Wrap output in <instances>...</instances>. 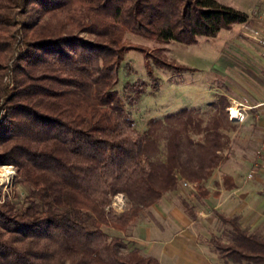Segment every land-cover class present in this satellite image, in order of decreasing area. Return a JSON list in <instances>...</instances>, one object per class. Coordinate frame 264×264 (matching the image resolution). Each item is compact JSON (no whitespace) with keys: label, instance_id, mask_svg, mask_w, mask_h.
I'll list each match as a JSON object with an SVG mask.
<instances>
[{"label":"trees","instance_id":"16d2710c","mask_svg":"<svg viewBox=\"0 0 264 264\" xmlns=\"http://www.w3.org/2000/svg\"><path fill=\"white\" fill-rule=\"evenodd\" d=\"M248 21L217 0H0V165L15 166L23 188L0 204V264H160L129 240L133 227L143 214L153 219L182 181L192 187L180 206L195 218L210 196L207 181L231 155L236 123L225 92L207 110L168 112L140 130L117 89L126 53H143L153 87V67L197 69L125 35L193 45ZM144 92L138 87L127 102ZM221 184L235 187L229 174ZM118 194L127 204L120 211L112 206ZM215 216L222 228L205 240L210 252L264 264V236L239 214Z\"/></svg>","mask_w":264,"mask_h":264},{"label":"rangeland","instance_id":"374dc122","mask_svg":"<svg viewBox=\"0 0 264 264\" xmlns=\"http://www.w3.org/2000/svg\"><path fill=\"white\" fill-rule=\"evenodd\" d=\"M217 1L247 12L249 21L234 25L231 30H222L216 38H200L199 42L193 45L176 42L160 44L133 34L125 35L126 42L130 44L144 47L147 50L160 49L165 59L197 69L192 73H177L153 67V72L158 78L156 87H153L152 79L146 71L143 53L135 50L126 53L118 70L117 89L125 99L126 108L140 130L146 127L150 118L161 117L168 112H175L191 106L207 110L208 105L221 93L226 92L228 98L232 94L240 100L243 92L242 87L256 82L258 67L255 54L261 56L264 53V47L258 42L254 32L257 31L264 35L262 20L264 0ZM132 83H135L137 88L144 86L145 92L135 103L129 104L126 96H133L137 89L128 88V85ZM229 102L231 106L227 108L228 115H230V107H236L237 103L243 105V102L230 100ZM242 105L236 107L238 111L243 107ZM0 108L2 109L1 101ZM6 165L10 164L0 165V177L4 172L3 167ZM14 169L15 173L12 179L6 185L0 186V204L17 201V195L21 196L22 194L21 185L15 184L17 177L15 166ZM186 191L187 189H185ZM112 206L120 211L126 208L127 204L123 196L118 194L113 198ZM209 214L213 222L210 225L207 224L206 238L212 233L219 234L222 228L214 215L215 210H211ZM247 215L250 216L245 214L244 218ZM241 217L243 216L241 215ZM248 221L246 219L245 222ZM254 231L264 236V219Z\"/></svg>","mask_w":264,"mask_h":264},{"label":"crops","instance_id":"0c3cea01","mask_svg":"<svg viewBox=\"0 0 264 264\" xmlns=\"http://www.w3.org/2000/svg\"><path fill=\"white\" fill-rule=\"evenodd\" d=\"M255 57L256 82L242 87L240 100L229 95L230 101L243 102L240 116L232 119L236 128L231 132V155L207 181L210 196L199 205L195 218L180 206L179 194L187 195L181 187L153 207V219L143 214L128 237L160 264H238L218 258L204 243L207 224L213 222L209 212L239 214L241 225L254 233L264 219V53ZM251 170L253 175L248 178ZM223 174L232 176L234 188L224 189ZM245 214L250 216L244 218Z\"/></svg>","mask_w":264,"mask_h":264},{"label":"built area","instance_id":"2783aa9c","mask_svg":"<svg viewBox=\"0 0 264 264\" xmlns=\"http://www.w3.org/2000/svg\"><path fill=\"white\" fill-rule=\"evenodd\" d=\"M262 20L264 22V16L262 17ZM254 34H255V37L257 38L258 42L264 47V35L259 33V32H257V31H255ZM236 105H237L236 107L238 108L242 104L241 103H237ZM229 112H230L229 118L232 119L231 110H229ZM3 113H4V109L0 108V117L2 116ZM3 168H4V172H2L3 175L0 177V186L1 185H6V183H8L12 179V177H13V175L15 173V169H14L13 165H6ZM253 172H254V170H251L248 173V175H247L248 178L253 175ZM181 184H182V187H184V188H191L192 187L191 183H189L187 181H182ZM200 214H203V212H200Z\"/></svg>","mask_w":264,"mask_h":264},{"label":"bare ground","instance_id":"6f19581e","mask_svg":"<svg viewBox=\"0 0 264 264\" xmlns=\"http://www.w3.org/2000/svg\"><path fill=\"white\" fill-rule=\"evenodd\" d=\"M230 110H231L233 119H236V118H238L240 116V113H239V111L237 110L236 107H231Z\"/></svg>","mask_w":264,"mask_h":264}]
</instances>
